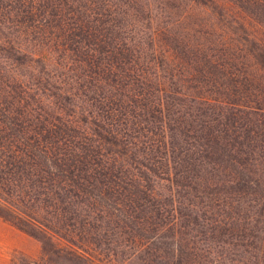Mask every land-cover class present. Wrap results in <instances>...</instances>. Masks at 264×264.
<instances>
[{
  "label": "trees",
  "instance_id": "16d2710c",
  "mask_svg": "<svg viewBox=\"0 0 264 264\" xmlns=\"http://www.w3.org/2000/svg\"><path fill=\"white\" fill-rule=\"evenodd\" d=\"M228 1L264 26V0ZM111 9L108 0H0L1 25L67 59L51 96L80 111L75 121L65 107L46 104L44 77L14 75L0 91V203L11 214L0 217L42 244L39 261L16 264H93L109 234L150 260L190 264L197 250L191 232L209 219L188 212L197 206L179 189L203 187L198 192L222 211L233 212L244 199L264 204V90L245 72V57L237 65L204 58L194 74L176 64L171 79L179 87L166 89L157 50L148 57L117 37ZM19 53L12 60L27 65ZM77 68L83 73L73 76ZM64 75L77 93L63 87ZM90 82L99 89L87 97ZM253 89L263 96L247 95ZM70 96L88 105H74ZM142 168L178 188V199L155 195L139 176ZM221 216L211 221H234ZM50 235L67 247L53 246Z\"/></svg>",
  "mask_w": 264,
  "mask_h": 264
},
{
  "label": "rangeland",
  "instance_id": "374dc122",
  "mask_svg": "<svg viewBox=\"0 0 264 264\" xmlns=\"http://www.w3.org/2000/svg\"><path fill=\"white\" fill-rule=\"evenodd\" d=\"M108 2L112 5L111 10L115 11L110 18L115 27L112 26V32L116 31L117 37L119 36L122 41L139 45L148 57L153 55L152 48L157 50L154 55L159 70L156 71L164 77L160 79L166 89L179 87L178 83L171 79V73L177 74L176 64L183 63V68L194 74L192 68L202 66L204 58L215 57L221 61L235 62L237 65L239 63L237 59L244 56L245 72L251 75L258 89L264 90V26L232 2L228 0H108ZM230 45L241 46L244 53H236ZM226 47L227 53L226 50L223 51ZM56 51L51 44H43L32 36L22 35L18 32V28L0 24V91L5 89V84L10 82L14 75L34 82L44 77L43 83L49 85L51 90V92L45 91L47 95L45 103L49 104L51 101L52 104H49L51 108L65 107V113L70 115L69 119L79 121V109H75V113L66 110L74 109L71 101H58L51 96V93L59 92L55 88L59 86L55 78L60 77V73H67L61 66L67 59L64 60L62 54ZM18 53L24 62L30 64L19 65L14 62L12 57ZM251 53L256 55L255 58ZM42 55L43 61L40 60ZM194 56L199 59V64L191 61ZM187 62L191 66H188ZM76 71L73 76L83 73L78 68ZM151 72L155 71L151 70ZM63 80L68 82V85H63L64 88L71 91L74 87L76 90L77 85L69 81L66 76ZM191 83L193 82L183 84L186 87ZM87 87L89 90H83L87 97H92L95 95L93 92L99 89L95 82H90ZM75 92L77 93V90ZM254 92L259 93V96L262 95L255 89L248 91L247 95L254 97ZM3 95L7 98V95ZM73 99L74 105L81 107L88 105L82 102L83 96L81 100ZM139 176L146 180V185L162 200L178 199V188L169 181L154 177L144 168L139 170ZM196 189L202 191L203 187L197 186ZM198 191L179 189V192L189 199L191 205L197 206V208L185 206L186 210L188 212L193 210L196 214L205 213V218L209 219L206 226L203 225L204 219H199L200 225L197 228L195 226L197 231L191 232V239L195 241L197 250L190 264H264L262 249L264 204L242 199L239 204L233 205V212L236 213L234 214L232 210L228 212L214 208L215 202L211 200L212 196L208 197ZM260 191L264 195V185L260 187ZM0 211L10 214L1 203ZM220 215L223 218L232 215L234 221H230L231 224L228 225L214 224L211 220L217 219ZM217 226H220V229H217L219 231H211V228L215 229ZM34 232L39 235L37 230ZM48 240L57 248L67 247L65 242L55 236L50 235ZM102 243L104 244L99 250L101 254L93 259V264H163L159 260H150L146 255L136 252L135 248L126 247L121 236L109 234L106 239L103 238ZM41 257L42 244L38 239L25 234L0 217V264H16L23 260L39 261Z\"/></svg>",
  "mask_w": 264,
  "mask_h": 264
}]
</instances>
